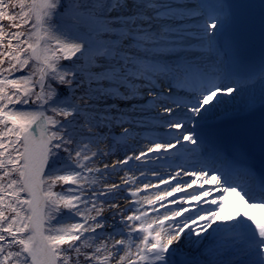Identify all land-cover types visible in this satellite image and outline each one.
Here are the masks:
<instances>
[{"label":"snow or ice","instance_id":"6c2138e0","mask_svg":"<svg viewBox=\"0 0 264 264\" xmlns=\"http://www.w3.org/2000/svg\"><path fill=\"white\" fill-rule=\"evenodd\" d=\"M0 264H264V0H0Z\"/></svg>","mask_w":264,"mask_h":264},{"label":"bare ground","instance_id":"6f19581e","mask_svg":"<svg viewBox=\"0 0 264 264\" xmlns=\"http://www.w3.org/2000/svg\"><path fill=\"white\" fill-rule=\"evenodd\" d=\"M195 187V186H194ZM193 189H189V191H192ZM216 195H219V193H216ZM210 199V198H209ZM204 207H208V205H204Z\"/></svg>","mask_w":264,"mask_h":264}]
</instances>
